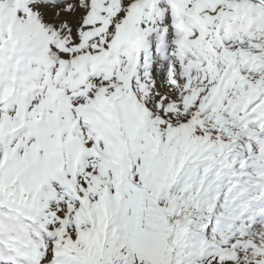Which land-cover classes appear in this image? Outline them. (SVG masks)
<instances>
[{
  "label": "snow or ice",
  "instance_id": "obj_1",
  "mask_svg": "<svg viewBox=\"0 0 264 264\" xmlns=\"http://www.w3.org/2000/svg\"><path fill=\"white\" fill-rule=\"evenodd\" d=\"M0 264H264V0H0Z\"/></svg>",
  "mask_w": 264,
  "mask_h": 264
}]
</instances>
